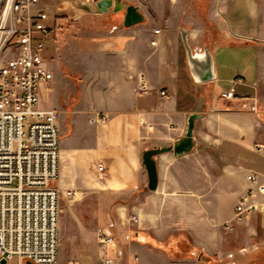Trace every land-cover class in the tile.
I'll use <instances>...</instances> for the list:
<instances>
[{"label":"crops","instance_id":"1","mask_svg":"<svg viewBox=\"0 0 264 264\" xmlns=\"http://www.w3.org/2000/svg\"><path fill=\"white\" fill-rule=\"evenodd\" d=\"M130 5L143 21L125 27ZM40 7L54 28L46 46L54 78L40 106L58 110L48 96L54 86L82 91L77 115L56 111L72 120L70 127L58 121L56 186L82 198L64 208L70 219L59 226L61 235L69 229L66 264H96L99 229L114 237L109 255L117 264H264L263 214L225 227L249 177L263 182L256 146H264V0H41ZM182 28L195 53L212 51L215 80L192 77ZM142 77L151 91L139 96ZM231 88L235 98H222ZM193 113L201 115L193 149L158 155V185L150 190L144 151L184 137ZM185 244L192 258L180 259Z\"/></svg>","mask_w":264,"mask_h":264},{"label":"built area","instance_id":"2","mask_svg":"<svg viewBox=\"0 0 264 264\" xmlns=\"http://www.w3.org/2000/svg\"><path fill=\"white\" fill-rule=\"evenodd\" d=\"M40 1L0 0V260L5 259L6 264L12 260L58 264L61 200L75 197L74 191L62 192L56 186L58 113L40 106L41 93L50 89L54 78L46 58L54 28L47 24L50 16ZM150 91L142 77L137 94ZM221 97L234 99L235 89L224 91ZM256 150L264 155V146L257 145ZM98 170L103 171L102 164ZM259 177L256 173L249 177L246 195L236 205L233 220L225 224L229 231L233 222L247 214L264 215V198L259 197H264V176L263 182ZM131 221L136 223L137 216ZM97 238L96 264H117L109 255L114 237L99 229Z\"/></svg>","mask_w":264,"mask_h":264},{"label":"water","instance_id":"3","mask_svg":"<svg viewBox=\"0 0 264 264\" xmlns=\"http://www.w3.org/2000/svg\"><path fill=\"white\" fill-rule=\"evenodd\" d=\"M143 16L138 11L136 6L130 5L126 9L124 26L130 27L141 23ZM180 35L183 47L186 51V57L190 73L194 80L198 83H207L215 80V62L212 51L208 47H204L201 53H195L189 43L188 31L180 29ZM201 115L193 113L188 118V127L184 137L179 139L172 146L152 148L144 151L142 155L143 165L148 175V188L152 191L156 190L158 185V170L156 164V157L162 153L172 152L174 155L179 156L191 151L194 147L193 130L195 120ZM0 264H6V260H0ZM27 264H31L27 262Z\"/></svg>","mask_w":264,"mask_h":264},{"label":"rangeland","instance_id":"4","mask_svg":"<svg viewBox=\"0 0 264 264\" xmlns=\"http://www.w3.org/2000/svg\"><path fill=\"white\" fill-rule=\"evenodd\" d=\"M54 87L55 88L52 91L48 92V96L50 98V103L52 105L57 106L58 110H56V107H53L50 109H55L56 111H59L60 108H62V109L64 108L68 111L75 110V113L77 115V111H79L77 103L79 100V95L82 93V91L80 92V87L78 85H72V84H64V85L62 84V86L59 85V86H54ZM70 98L72 100V103L67 104V102ZM60 119H61V121H63V125H66V127H70V123L72 121L70 114L67 115L65 113L62 116L60 115V117H58V121ZM60 135H61L60 139H62V137H63L62 133ZM64 198L65 199L62 198V200H61V212H60V221H59L60 227H61V223L63 224V221L67 222V224H68V221L70 219L69 215L71 214V211L69 210V212H67L66 210H64V208L70 207V206L73 207L80 200H82V198H79V197H76V198L75 197H64ZM66 229H68V227L67 226L65 227V225H64L63 235H61V233L59 231V261L62 264H66V260L68 258H70L72 255V252L70 249L69 238L67 237L68 231H66ZM174 247L175 246L170 247V248H172V251H173ZM181 253H183L184 255H183V257H180V259H182V258L185 259L186 257L192 258L191 247L188 244H185V246L181 247ZM11 264H18V262L16 260H12ZM23 264H27V262L24 261ZM174 264H192V261L191 260L180 261L179 258H178V260L176 258V260L174 261Z\"/></svg>","mask_w":264,"mask_h":264}]
</instances>
